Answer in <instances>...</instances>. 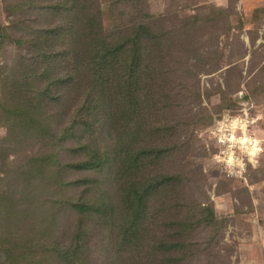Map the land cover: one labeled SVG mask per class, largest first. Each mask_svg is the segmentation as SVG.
<instances>
[{"label": "trees", "instance_id": "trees-1", "mask_svg": "<svg viewBox=\"0 0 264 264\" xmlns=\"http://www.w3.org/2000/svg\"><path fill=\"white\" fill-rule=\"evenodd\" d=\"M1 1L0 264H188L200 230L223 224L180 187L212 119L193 110L198 71L221 54L203 38L229 14L165 26L175 15L147 0Z\"/></svg>", "mask_w": 264, "mask_h": 264}, {"label": "rangeland", "instance_id": "rangeland-1", "mask_svg": "<svg viewBox=\"0 0 264 264\" xmlns=\"http://www.w3.org/2000/svg\"><path fill=\"white\" fill-rule=\"evenodd\" d=\"M262 6L264 0H147L146 11L151 15H175L164 18L165 26L176 23L184 15L197 14L201 7H216L229 14L228 31L217 28L214 34L206 33L203 38L207 50L221 54L218 60L198 71L196 91L200 99L193 103L194 111H205L211 118L218 117L224 109L236 114L240 104L237 108H224L223 98H237V93L248 96L244 101L254 106L251 114L257 109L264 111V17L255 11ZM131 9L130 5L122 7L126 12ZM7 17L0 0V21H8ZM216 97L219 102L213 103ZM211 123L212 119L197 127L194 134ZM258 123L264 128V121ZM211 149H205L197 137L193 139L192 159L201 172L192 175V179H186L187 171L184 172L181 201L210 203L223 224L218 233L200 230L198 255L188 264H264V156L258 167H249L242 177L227 178L211 161ZM172 204L168 201L167 207ZM160 206L161 200L155 202V209ZM171 212L159 216L169 218ZM259 234L263 235L261 242H257Z\"/></svg>", "mask_w": 264, "mask_h": 264}, {"label": "clouds", "instance_id": "clouds-1", "mask_svg": "<svg viewBox=\"0 0 264 264\" xmlns=\"http://www.w3.org/2000/svg\"><path fill=\"white\" fill-rule=\"evenodd\" d=\"M243 93H237V98ZM216 97L213 103H218ZM239 112L233 114L224 109L219 116L212 117V123L195 132L205 149L215 148L211 161L222 167L228 176L241 177L248 166L256 168L264 156V128L258 122L264 121V111L239 100Z\"/></svg>", "mask_w": 264, "mask_h": 264}, {"label": "built area", "instance_id": "built-area-1", "mask_svg": "<svg viewBox=\"0 0 264 264\" xmlns=\"http://www.w3.org/2000/svg\"><path fill=\"white\" fill-rule=\"evenodd\" d=\"M239 112V111H238ZM219 166V165H218ZM220 168H221V171L224 173V175L227 177V178H238V177H234V176H228L224 171H223V169H222V167L221 166H219ZM249 167H251V166H248V168L246 169V170H248L249 169ZM246 172V171H245ZM243 176V175H242ZM241 176V177H242Z\"/></svg>", "mask_w": 264, "mask_h": 264}, {"label": "crops", "instance_id": "crops-1", "mask_svg": "<svg viewBox=\"0 0 264 264\" xmlns=\"http://www.w3.org/2000/svg\"><path fill=\"white\" fill-rule=\"evenodd\" d=\"M257 237H258L257 242H259V241L261 242L263 235L259 234V236H257Z\"/></svg>", "mask_w": 264, "mask_h": 264}]
</instances>
